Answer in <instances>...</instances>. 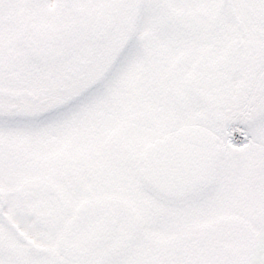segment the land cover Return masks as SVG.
<instances>
[{
	"label": "snow or ice",
	"instance_id": "snow-or-ice-1",
	"mask_svg": "<svg viewBox=\"0 0 264 264\" xmlns=\"http://www.w3.org/2000/svg\"><path fill=\"white\" fill-rule=\"evenodd\" d=\"M0 264H264V0H0Z\"/></svg>",
	"mask_w": 264,
	"mask_h": 264
}]
</instances>
